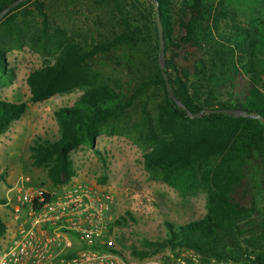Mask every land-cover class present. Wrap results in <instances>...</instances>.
I'll return each instance as SVG.
<instances>
[{
    "label": "trees",
    "instance_id": "trees-1",
    "mask_svg": "<svg viewBox=\"0 0 264 264\" xmlns=\"http://www.w3.org/2000/svg\"><path fill=\"white\" fill-rule=\"evenodd\" d=\"M13 1L0 0V12ZM156 2L22 0L5 13L0 75L13 76L4 48L28 44L46 58L27 77L31 102L81 91L54 111L59 138L38 137L29 146L32 163L46 168L54 185L70 182V151L92 146L101 124L129 121L138 107L134 129L145 167L183 194L202 190L206 211L184 223L165 221L164 239H143L144 249L132 253L184 248L204 260L264 264V121L221 112L189 116L234 108L264 117V0ZM163 74L182 106L169 98ZM25 110L23 101L0 98V133ZM4 230L0 220V234Z\"/></svg>",
    "mask_w": 264,
    "mask_h": 264
},
{
    "label": "rangeland",
    "instance_id": "rangeland-1",
    "mask_svg": "<svg viewBox=\"0 0 264 264\" xmlns=\"http://www.w3.org/2000/svg\"><path fill=\"white\" fill-rule=\"evenodd\" d=\"M43 1L49 3L52 0ZM58 21L63 23L62 19ZM64 24L71 27L72 20L66 19ZM4 49L7 69L13 76L0 75V98L23 101L26 110L0 133V198L7 201V197H10L9 204L0 203V220L5 226L3 234H0V252L15 233L12 222L13 195L17 192L20 178L29 177L30 183L47 189L58 186L48 179L46 168L32 163L29 146L38 137L51 141L59 138L60 126L54 111L61 106L71 105L81 93L76 87L31 102L27 77L32 70L45 63V55L28 44ZM137 113L138 107L131 111L129 121L115 118L104 122L92 146L80 143L70 151V162L74 169L71 181L86 182L113 194L111 212L116 248L129 263L181 264L182 260L189 263L190 255L196 254L202 264H228L230 261L204 260L194 251L184 248L171 250L165 247L145 256L132 253L133 249H144L143 239H164L167 236L165 221L184 223L202 217L206 211L205 193L202 190L193 189L183 194L147 170L143 144L134 129ZM117 219L121 222L116 223ZM247 264L259 263L253 261Z\"/></svg>",
    "mask_w": 264,
    "mask_h": 264
},
{
    "label": "built area",
    "instance_id": "built-area-1",
    "mask_svg": "<svg viewBox=\"0 0 264 264\" xmlns=\"http://www.w3.org/2000/svg\"><path fill=\"white\" fill-rule=\"evenodd\" d=\"M30 182L21 177L13 195L15 233L0 264H131L116 248L110 191L79 181L51 189ZM190 258L181 264H202L196 254Z\"/></svg>",
    "mask_w": 264,
    "mask_h": 264
},
{
    "label": "water",
    "instance_id": "water-1",
    "mask_svg": "<svg viewBox=\"0 0 264 264\" xmlns=\"http://www.w3.org/2000/svg\"><path fill=\"white\" fill-rule=\"evenodd\" d=\"M22 0H14L13 2H11L8 6H6L1 12H0V20L3 18V16L5 15V13H7L10 9H12L13 7H15L18 3H20ZM156 2V0H154ZM155 21H156V25H157V36H158V43H159V55H158V64L161 70H163L164 65H165V53H164V31H163V26L162 23L160 21V17L158 14V5L156 2V6H155ZM164 75V74H163ZM164 79H165V86H166V90L168 92V96L169 98H171L172 100H174L179 106H182V103L176 98L166 76L164 75ZM213 112H221V113H227V114H231V115H235V116H244V117H257L259 119H261L262 121H264V117L258 114H253V113H247L242 109H234V108H226V109H203L197 113H189L190 117H201L203 115V113H213Z\"/></svg>",
    "mask_w": 264,
    "mask_h": 264
},
{
    "label": "crops",
    "instance_id": "crops-1",
    "mask_svg": "<svg viewBox=\"0 0 264 264\" xmlns=\"http://www.w3.org/2000/svg\"><path fill=\"white\" fill-rule=\"evenodd\" d=\"M14 188V187H13ZM13 188H12V190H13ZM10 190V189H9Z\"/></svg>",
    "mask_w": 264,
    "mask_h": 264
}]
</instances>
